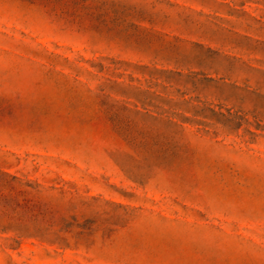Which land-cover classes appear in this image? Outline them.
Returning a JSON list of instances; mask_svg holds the SVG:
<instances>
[{
	"label": "rangeland",
	"instance_id": "1",
	"mask_svg": "<svg viewBox=\"0 0 264 264\" xmlns=\"http://www.w3.org/2000/svg\"><path fill=\"white\" fill-rule=\"evenodd\" d=\"M0 264H264V0H0Z\"/></svg>",
	"mask_w": 264,
	"mask_h": 264
}]
</instances>
